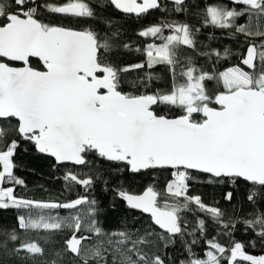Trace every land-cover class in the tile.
<instances>
[{"label":"snow or ice","instance_id":"snow-or-ice-1","mask_svg":"<svg viewBox=\"0 0 264 264\" xmlns=\"http://www.w3.org/2000/svg\"><path fill=\"white\" fill-rule=\"evenodd\" d=\"M176 12H183L185 0H172ZM115 9L125 14L141 16L151 9L161 8L160 0H108ZM243 4V10L212 4L204 10V26L233 29L234 34H243L246 39L260 37L257 46L249 43L247 54L241 55L240 65L211 73L193 66L179 75L185 83L178 84L175 66L177 50L188 46L195 50V35L200 31L188 23L162 20L159 24L142 29L138 35L159 39L161 43L147 44L143 51L146 60L127 67H117L105 59L113 49L111 39H118L120 31L111 37H100L92 28L76 29L62 24L46 22L45 12L74 18H95V13L85 0H64L48 3L47 0H0V120H16V125H0V208L24 210L26 215L17 217L19 227L28 230L54 231L62 228L72 230L65 241V254L73 259L61 264H165V256L144 252V248L175 244L179 236L183 240L190 259L188 264H264V255H251L245 243L232 239L237 223L245 230H257L256 235L264 240V213L254 219L224 221V212L216 206L206 205L199 195L189 196L190 170L210 176L209 182L237 183L240 179L264 189V0H232ZM166 11V9H165ZM256 13L253 25L251 14ZM249 14L247 24H237L238 17ZM111 26L112 22H107ZM167 29L170 34L163 33ZM129 48L128 44L123 45ZM261 49L258 51L257 49ZM140 51V48L136 49ZM199 55L216 61L227 59L231 53L213 49ZM36 60L34 65L33 60ZM156 64L169 66L172 86L169 91H148L154 78L151 73L131 84V91L122 90V74L130 70ZM206 81H215L217 89L209 92ZM175 107L182 114L169 117L159 114V106ZM197 115L200 116L197 119ZM15 138L7 141L8 132ZM34 144L36 150L54 158L56 165L72 162L76 166L89 164L88 156L108 162H123L132 173L143 170L171 169L173 179L167 182L165 199L161 203L155 185H149L141 194L130 193L122 186L113 188L119 198L132 210L148 214L151 226L106 233L95 219L98 211L96 200L87 194L68 202L36 201L17 197L15 185H23V179L14 175L13 157L19 140ZM117 171H122L117 169ZM81 175L84 178H81ZM63 179L83 186L85 193L95 180L101 179L87 173L66 172ZM108 191L107 181H104ZM5 184L9 186H4ZM257 195L253 190L248 200L254 203ZM232 192L224 199L231 201ZM221 224L224 235L230 238V246L220 244L215 237L206 240L205 259L194 258L191 242L185 236L203 238L206 231L204 219H197L191 232L187 224L182 226V213L190 205ZM69 211L62 217L59 210ZM83 209V211H82ZM56 212L55 215H52ZM35 217V218H34ZM154 226L162 231L156 232ZM231 229V230H229ZM97 239L85 250L84 242L91 236ZM12 240L20 238L4 233ZM255 246V241L251 242ZM6 252L18 254L24 250L35 256L43 249L35 242H21L20 246ZM61 253L51 264H58ZM181 264H184L182 261Z\"/></svg>","mask_w":264,"mask_h":264},{"label":"trees","instance_id":"trees-1","mask_svg":"<svg viewBox=\"0 0 264 264\" xmlns=\"http://www.w3.org/2000/svg\"><path fill=\"white\" fill-rule=\"evenodd\" d=\"M44 2V0H41ZM48 3H62L64 0H47ZM89 3L93 12L96 14L95 18H74L63 16L61 14H49L45 12L43 19L48 22L70 26L76 29L92 28L100 37H111V33L119 29L120 36L118 39H111L113 49L105 57L108 61L112 62L115 66L123 68L137 63H143L146 60V55L143 51L144 47L155 42L161 43L159 39L152 37H141L138 33L154 24H159L162 20L169 22L188 23L194 28L200 29L195 35L196 48L193 50L188 46H180L177 50V63L175 72L177 73V83H185V78L181 77L179 73L186 70L188 67L187 61L190 58L193 66L198 69H203L209 73L216 71H223L228 67L240 65L245 71L249 69L240 63L241 55L245 54L246 48L249 43L259 45L262 42L260 37L247 38L243 34H234L233 29L218 28L208 24L204 26L205 15L204 10L207 6L216 4L222 5L227 8H236L243 10L246 6L243 4H235L224 0H185L182 5L186 10L183 12H176L175 5L172 2L160 0L161 8L151 9L147 13L137 16L132 14H124L113 8L108 0H85ZM166 9V11H165ZM253 25L257 22L256 13L251 14ZM250 16L245 14L238 17L237 24L249 23ZM112 22L111 26L107 22ZM259 22L264 25V17L259 18ZM264 30V28H262ZM169 31L165 29L164 35ZM128 44L129 48H124L123 45ZM140 48V51L136 49ZM230 50L231 55L227 59L219 61L209 60L207 57L199 55L201 52H208L213 49L223 53L224 49ZM260 51L261 49H257ZM34 65L36 60H33ZM151 73L153 79L148 86V91H169L172 86V73L169 66L164 64H156L152 68L145 67L141 69L130 70L122 74V90L125 92L131 91V84L137 81L138 78L145 77L146 74ZM209 92H214L217 89L215 81L205 82ZM159 114L167 116H176L182 114V110L175 107L159 106L157 108ZM200 118L199 115L196 117ZM16 125V120H0V125ZM8 132L7 141L15 138V133L5 128ZM89 164L86 166H76L71 164L56 165L53 159L36 151L34 144L26 141L19 140L18 147L13 157L15 165L14 175L23 179V185H15L14 192L17 197L36 201H59L67 202L76 199L80 195L87 194L89 199L96 200V207L98 209L95 219L98 226L104 231L113 232L123 230L125 223L129 230L143 229L151 226L149 217L141 214L138 210L129 209L126 203L115 198L113 188L122 186L130 193H139L145 190L149 185H155L156 190L161 194V203L166 198L165 191L167 182L173 179L171 176V169H157V170H143L140 173H132L124 170L125 165L123 162H108L106 160L96 157L94 154L88 156ZM122 171H117V169ZM66 172L74 174L87 173L95 177L97 174L101 177L95 180L92 188L85 193L83 186L69 182L63 179ZM191 179L187 181L189 185L188 195H199L201 200L206 205L219 207L224 212V221L228 220H244L254 219L258 213H264V189L259 186H253L249 182L240 179L237 183L230 182L216 183L209 182L210 176L205 173H199L190 170ZM81 178H84L81 175ZM107 181L108 191H105V183ZM4 186H9L5 184ZM255 190L257 195L253 198L254 203L248 200V195L251 191ZM227 192L233 193L232 200L226 201L224 199ZM189 211L182 214L188 217L182 218V226L187 224V231L191 232L196 225L197 219H204L206 224V231L203 238L199 233L195 237L185 236L184 240L191 242L193 238L197 239V243L192 245V253L194 258L204 259L205 252L208 249L206 240H211L213 237L224 245L230 246V238L224 235H218V232H224L221 224L215 223L209 216L196 209L194 204L190 205ZM83 211V209H82ZM53 212L52 215H55ZM26 215L24 210L16 208H0V245L7 242V249H13L20 246L21 242L29 241L39 244L44 250L43 254H36L35 256L27 254L21 250L18 254L6 252L3 247H0V264H51L53 259H57L56 253H61L58 264L61 262L73 259L71 254H65V241L72 234V230L62 228L60 230L46 231L21 229L18 224L17 217ZM59 215L66 217L69 215L68 210H59ZM15 234L20 238L18 241L8 239L4 233ZM156 232H160L154 226ZM231 230V229H229ZM257 230H245L242 223H237L235 230L232 233V239L245 243V250L251 254L264 253V240H261L256 235ZM80 234L89 235L91 238L94 236L88 232ZM175 244H169L167 248L160 244L158 247L144 248L143 251L151 255L152 253L161 254L165 256V264H188L190 259L189 252L187 251L183 240L179 236L175 238ZM255 241L253 247L251 242ZM108 260L111 264L113 256L108 255ZM77 264H82L77 260ZM91 264V262H90ZM116 264H120V256L116 255ZM226 264V262H222ZM247 264V262H242Z\"/></svg>","mask_w":264,"mask_h":264},{"label":"rangeland","instance_id":"rangeland-1","mask_svg":"<svg viewBox=\"0 0 264 264\" xmlns=\"http://www.w3.org/2000/svg\"><path fill=\"white\" fill-rule=\"evenodd\" d=\"M170 34V32H168L167 34H166V36L167 35H169ZM248 47V46H247ZM246 50H247V48H246ZM247 54V52L245 51V54L244 55H246ZM0 167H2V166H0ZM182 215V218H185V217H188V215H186V214H181ZM35 218V217H34ZM106 232V231H105ZM106 233H110V232H106ZM70 237V236H69ZM97 239H100V240H104V239H106L105 237H96V236H93L90 240H88V241H86V242H84V247H85V250H87V248L89 247V246H92L94 243H95V241L97 240ZM249 254H251V253H249ZM251 255H255V256H259V255H264V253H261V254H251ZM206 257H204V259H205Z\"/></svg>","mask_w":264,"mask_h":264},{"label":"water","instance_id":"water-1","mask_svg":"<svg viewBox=\"0 0 264 264\" xmlns=\"http://www.w3.org/2000/svg\"><path fill=\"white\" fill-rule=\"evenodd\" d=\"M165 1H168V2H172V0H165ZM224 1H228V2H232V0H224ZM173 3V2H172ZM113 8H114V6H113ZM115 9V8H114ZM117 10V9H116ZM117 11H119V10H117ZM119 12H121V11H119ZM121 13H123V12H121ZM134 14V13H133ZM176 116H178V115H176ZM169 117H175V116H169ZM35 147V146H34ZM36 149V148H35ZM37 151V150H36ZM44 155H46V156H49V155H47V154H44ZM50 157V156H49ZM50 158H52V157H50ZM53 159V161H54V163H56L55 162V160H54V158H52ZM64 164H71V165H74L72 162H65ZM195 171V170H194ZM243 180V179H242ZM144 191V190H143ZM143 191H141V192H139V193H133V194H141ZM72 200H74V199H72ZM71 201V200H70ZM68 202V201H67ZM139 211V210H138ZM140 212V211H139ZM145 215H147L148 217H149V215L148 214H145ZM150 220V219H149ZM156 228H158L159 229V227L158 226H155ZM159 230H161V229H159Z\"/></svg>","mask_w":264,"mask_h":264}]
</instances>
